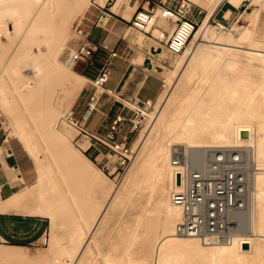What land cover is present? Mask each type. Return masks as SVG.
<instances>
[{
  "label": "bare ground",
  "instance_id": "bare-ground-1",
  "mask_svg": "<svg viewBox=\"0 0 264 264\" xmlns=\"http://www.w3.org/2000/svg\"><path fill=\"white\" fill-rule=\"evenodd\" d=\"M121 1L117 0L115 8ZM190 1L204 6L206 12L183 50L177 54L178 58H174L176 68L163 73L170 86L164 95L158 97L157 114L147 126L137 147L135 162L133 161L135 170L129 172L124 186L104 187V200L99 214L94 216L87 230L81 226L73 230L83 244L82 250L88 251L93 264L98 259L93 257L94 252L89 244L92 225L96 220L101 221L110 207L123 198L125 203L128 202L138 192H144L146 200L135 215L134 221L126 222L125 248L122 252L111 254V264H264V76L259 85L253 86L251 75L245 71H235V64L239 61L237 58L225 64L220 63L226 46L219 48L217 45L221 41L237 44L248 42L247 49L240 50L237 47V53L244 51L246 57L245 61H240L251 63L250 59L254 58L264 72V41L254 39L255 31L251 27L241 28L236 24L227 27L220 21L211 25L209 19L221 0ZM227 1L233 6H238L242 0ZM254 1L264 6V0ZM83 2L89 3L90 0H0L1 47H5V41L9 40L8 28L17 27L14 28L17 30L16 41H9L13 44V49L8 58L0 63V115L9 120L16 137L30 154L33 153L37 171L35 183L11 196L0 197V210L16 207L26 193L31 194L35 185L40 188L43 181L47 183L46 191L52 192L60 205H67L54 179L52 168L43 163L38 150L35 149L33 127L40 137L56 141L54 144L61 145L69 140L67 129L52 128L50 125L59 113L54 104L57 87L69 86L70 89L79 90L84 83L85 77L79 74L73 77L69 68L59 59L67 17ZM136 7L134 5L133 8ZM230 13V8L225 10L226 17ZM11 15L13 19L8 18ZM257 15V9L249 13L253 24ZM153 16L150 23L154 20ZM72 20L73 18L69 21V29ZM151 25H148L149 28ZM193 42L203 44V48L196 50L191 56ZM161 48V45L154 48L155 53L159 52L161 55ZM200 52L205 61H209L210 67L213 66L214 73L211 77L204 78L206 82L199 88L201 90L198 94L185 93L188 82L195 74V62ZM152 114L150 113L151 117ZM27 119L34 125L31 126ZM242 130L248 134L241 136ZM8 137L9 133L7 139ZM249 145L254 147L259 170L250 188V204L240 220L241 232L237 237L244 243L240 245L236 238L230 243L206 244L195 237L176 234L174 227L180 217V208L169 200L174 173L179 170V166L172 161L173 155L191 154L205 149L200 147ZM87 146L86 137L82 139L80 147L85 149ZM194 148L196 149L191 150ZM77 152L81 160L74 162L73 166L81 174L88 176L91 161L82 151ZM63 155L71 159L72 154L63 148ZM89 180L99 189L103 188L102 184L107 183L93 178ZM167 187L166 200L163 196ZM40 195L42 197V192ZM152 200L156 210L161 206L164 208V219L160 225L161 235L155 238L148 232L154 224L150 219L153 211L149 208ZM36 211L48 214L53 222L57 220L55 210L46 204ZM75 223L79 224L77 221ZM58 247L63 250L64 244L58 243ZM81 251H63L55 254L62 253L68 264H78L83 253ZM18 255L19 249L0 247V260H20L32 264L44 261L35 256Z\"/></svg>",
  "mask_w": 264,
  "mask_h": 264
},
{
  "label": "built area",
  "instance_id": "built-area-1",
  "mask_svg": "<svg viewBox=\"0 0 264 264\" xmlns=\"http://www.w3.org/2000/svg\"><path fill=\"white\" fill-rule=\"evenodd\" d=\"M138 1L130 18V26L162 43L172 55L179 54L198 26V22L190 15L191 4L186 0L171 5L163 0ZM112 2L106 0L101 5L93 0L90 10L75 16L71 21L73 46L69 48V53L74 64L90 61L99 48L106 50L108 55L96 76L90 80L92 90L82 106L79 110L74 108L65 112L62 120L75 129L79 136L94 139L107 149L98 162L100 169L105 175L120 179L126 174L133 158L131 138L150 116L154 102L150 99L141 101L132 108L130 116L118 112L101 136L93 134L86 127L90 116L100 111L99 101L110 77L111 59L117 56L116 50L108 49L104 41L96 44L89 38V27H102L107 23L112 13ZM157 10L162 18L171 23L170 31L157 26L159 32L153 34L149 28ZM172 158L173 163L179 166L169 193L170 202L180 208L175 233L183 237H195L206 244L230 243L238 239L240 220L250 204V188L259 170L254 147H210L191 154L176 153ZM3 185L0 183V192ZM49 241L50 236L46 233L32 240L29 246L46 247ZM238 242L240 245L244 243L242 239H238Z\"/></svg>",
  "mask_w": 264,
  "mask_h": 264
},
{
  "label": "rangeland",
  "instance_id": "rangeland-1",
  "mask_svg": "<svg viewBox=\"0 0 264 264\" xmlns=\"http://www.w3.org/2000/svg\"><path fill=\"white\" fill-rule=\"evenodd\" d=\"M104 1L105 0H96L95 2L103 3ZM114 1L115 0H113V2ZM153 1H157V0H153ZM163 1H166L168 5H171V4H176V2L180 0H163ZM186 1L191 4L190 15L193 16V18H195V20L198 22V25H199L203 15L206 12V9H204V6L203 7L198 6L190 0H186ZM92 2L93 0H90L89 3L88 2L81 3L80 6L72 10L69 16L67 17L68 22L66 21V25H65L66 30H65L64 38H63V48L61 49V52L59 54V59L64 65H66L69 68L73 77H76V75L80 73L79 68L83 67V64L82 63L74 64V62L71 60V57H70L69 48L73 46L72 44L73 36H72V33L70 32V29L68 28L69 21L71 18L74 19L75 16L81 15L85 11L90 10L92 7L91 6ZM139 2L140 1L136 3V0H131V3H132L131 8L130 7L128 8V11L131 13L128 16H126L124 13L123 15H125V17L130 19L135 9L133 8L134 5L136 7L137 4H139ZM228 8L231 9V13L228 17H225L224 11ZM256 9L258 11V15H257V19L255 20V24H253L250 20L249 13H252ZM158 16H160V12L157 10L153 16L154 20L152 21V23L158 18ZM8 18L13 19V16L11 15ZM160 20L164 21V18ZM217 21L224 23L227 27H232L231 25L238 24L239 26H241V28L251 27L254 29V31L256 28V31L258 33V39H262L264 41V6H261L260 3H257L254 0H242L238 6L231 5L227 0H221L220 3H218L213 14L211 15L209 19V23L211 25H216ZM154 24L156 23L154 22ZM129 26H130V23H129ZM15 27L16 26H10L8 28L7 39L9 38V40L5 41V39L3 38L5 41V47L0 46V63H2V61L8 58L9 54L11 53L13 49V44H10L9 41L11 43H14L16 41L15 34L17 30L14 29ZM13 29H14V32H13ZM151 29H153V27ZM152 31H153V34H157L156 30H152ZM129 32L131 33L130 36H132L135 41L137 39L138 41L137 43L139 44L146 43V45H149V44H152L153 46L161 45V47H163V49H161L162 54L157 58L156 61L159 65L162 66V67H159V70L162 71V79L165 84L164 86L161 87V92H160L159 97L161 95H164L170 86V82L167 79H165V76L163 73L165 71H172L176 68V63L174 62V58H178L176 57L177 55L174 56L171 53H169L162 43L157 42L154 38L149 37L148 34H145L144 32L135 30L132 27H129ZM94 36H98L97 31L94 32ZM241 44L243 46L244 45L249 46L248 42H244ZM235 57L238 60L239 59L244 60V61L246 60L244 51H242V57H240L238 54H236ZM250 61L251 63H245V62L238 61L235 64L234 69L237 71H240V70L245 71L246 74L251 75L252 82H254L253 86H256L255 84L259 85L262 82V77L264 76V72L262 68L257 65L258 62L256 59L251 58ZM212 67L213 66L210 67L209 64H204L203 67L200 66L199 68H196L195 70L196 72L194 71L195 74L193 75V78L187 84L185 93L188 92L190 94H194V93L198 94L201 90V89L199 90V88L202 85H204L206 82L204 78L211 77L213 75L214 71ZM80 90L81 88L79 90H76L75 88L70 89L69 86L65 88L57 87L56 89L57 97L54 98V104L57 107L59 113L57 117L53 120L52 125H50V127L67 129L69 133V140L66 143H63L61 145L54 144L56 143V141H53V139L48 140V139L40 137L36 129L33 127V132H34L33 139H34L35 149L38 150V154L42 158L43 163L45 165H49L52 168L54 179L59 185L63 193V196L65 197V201L67 203L66 206L60 205L56 201L55 195L52 192L46 191L47 183L44 181L43 186H42V191H41L42 197L44 199L43 204L44 205L46 204L55 210L58 223L61 224L60 228L62 227L61 228L62 231L60 233V237L62 241H58L55 243V241L52 240L49 246L40 247V248H34V247H31L30 249L29 248L27 249L13 248V249H19L18 256L25 254L28 256H35V257L44 259V261L40 264H68L67 258H65V256L62 253L55 254V252H63V251L69 252L73 250L80 252L82 250L83 244L77 239L76 233H74L73 230H75L76 227H80V226L83 227L85 230H87L89 226L92 224L93 218L94 216L99 214L98 211L104 200L103 199L104 189H105L104 187L115 186V185H121L122 187L125 185V181L127 180L126 177H128L129 172L133 169L135 170L134 158L137 153V149H138L137 147L141 141L143 134L145 133V130L147 129V126L151 123V121H153L155 114H157L156 110H158V107H159L158 99L154 100L153 101L154 107L152 108V111L150 112L151 114L153 113L152 117L149 116L147 120H145V122L143 123L141 129L133 134L131 141H130L132 144V149L134 151L133 158H132L129 168L126 171V174L122 178L118 179V178H114V176L109 177L105 175L100 169V164L97 163L96 161L91 162V166H89L90 174L86 176V175L81 174L79 171H77L73 166L74 162L76 161L80 162L81 160L80 156H78L77 154L78 153L77 151L80 150L83 152V150L80 148V143L82 142V139L86 137L79 136L75 129H73L67 123L62 121V115L65 112H69L70 110H73L77 106V103L80 99V94H79ZM130 105L132 107H135V104L133 103ZM27 120L29 121V119ZM29 122L31 126L34 125L31 121ZM1 133L4 138L9 133L10 137H15L19 140V138L16 137L9 120L3 117L2 115H0V134ZM39 137L41 139H39ZM63 148H65V150H67L69 153L72 154L71 159L63 155ZM200 148L208 149L210 147H200ZM195 149L196 148L191 149V150H195ZM27 153L31 156L33 161H35L36 163V159H34L35 157L33 153L30 154V152L28 151ZM83 153L86 156L88 155L85 152ZM106 153H107V150L104 151V154ZM89 178L99 180L102 183L103 181H107V183L102 184L103 188L99 189L95 184H92L90 182ZM163 197L167 200L168 187L166 188V191ZM145 200H146V194L144 192H141V193L138 192L136 195L134 194L133 197L130 198L129 201L126 203H125V198H123L115 206L110 207L107 210V212L103 215L100 223L104 219H106L103 222L104 226L107 227L106 234L101 235V232L99 229L93 237V246H91V237H90V242H89L91 251L93 250L92 252H94L93 257L98 259L97 260L98 264L99 263L100 264H105V263L111 264L110 263V260L112 259L111 254L114 252H122L124 250L125 248V224L126 222L134 221L135 215L140 210ZM131 201L133 203H131ZM149 208L153 211V213L150 216V219L152 222H154V224L151 225L148 232H149V235H151V237L155 238L156 236L158 237L161 235L160 225H161V221L164 219V208L163 206H161V207H158V210H156L157 207L154 204L153 200L149 204ZM83 212L84 214L82 215L81 213ZM74 218L77 220H75ZM75 221H77L79 224H76ZM92 228H93V225H92ZM58 243L64 244L63 250H61L58 247ZM2 248H5V247H2ZM81 252L83 253L80 257L78 264H93L90 255L87 253L88 251L84 249ZM97 261L95 264H97ZM0 264H32V263L21 262L20 260L8 261V260L1 259Z\"/></svg>",
  "mask_w": 264,
  "mask_h": 264
},
{
  "label": "crops",
  "instance_id": "crops-1",
  "mask_svg": "<svg viewBox=\"0 0 264 264\" xmlns=\"http://www.w3.org/2000/svg\"><path fill=\"white\" fill-rule=\"evenodd\" d=\"M116 2L117 0H115L113 6H111L110 9L112 13L104 26L89 27V38L94 43L99 44L104 41L108 45V49H115L117 52V56L111 59L110 77L100 97V111L94 112L86 121L87 129L97 136H101L105 133L111 119L118 112L130 116L132 108H134L130 104L133 103L137 106L145 99L157 100L161 92L163 81L162 71L159 70V67L162 66L156 61L160 56L159 52L155 53L151 51V48H156L160 45L153 46L152 44L146 45V43H137V39L135 41L133 37L130 36V19L125 17V15L128 16L131 13L128 11V8H131V0H122L115 8ZM164 2L166 3V1ZM97 3L102 4L100 2ZM123 13L125 15H123ZM160 19H162L161 16H158L154 21L156 24H154V22L152 23V25H154H151L150 28L153 27L151 31H158L159 28H157V26L170 31L172 28L171 23L165 19L164 21ZM236 25L239 26L238 24ZM96 31L98 32V36H94V32ZM254 39H258L256 28ZM223 42L224 41L217 43L219 48L226 46L227 52L225 51L224 57L221 58L220 62L222 64L233 61L234 58H236V54L242 57V52L237 53L238 48L244 50L249 47L233 42ZM202 48L203 44H195L193 42L191 46L192 50H190L191 56L196 50ZM161 49H163V47ZM107 55L108 52L106 50L99 48L90 61L78 62V64H83V67L79 68V74L85 77V80L79 92L80 99L75 107L76 110H79L87 94L92 90L89 82L96 76L100 66L106 60ZM146 58H149L150 65L145 62ZM206 63L209 64V61H205V58L201 56L200 52L195 65L199 68ZM88 140V146L85 149L80 148L86 150L85 153L88 154L87 156L91 162L96 161L98 163L105 155L104 151L107 149L94 139ZM98 149H100V151ZM36 179V163L27 153L22 143L15 137H8L7 139L6 136L4 138L1 133L0 183H4V185L1 188L0 197L5 198L11 196L24 187L35 183ZM43 183L44 181L40 184V188H38V185H35L31 194L26 193V196L21 199L17 205L18 207L16 206L17 208L11 207L7 210H0L1 247L30 249L29 243L46 233L50 236V242L52 240L55 241V243L62 241L60 237L62 231L60 228L61 224L58 223V220L53 222L48 214L36 211L43 205V198L40 195ZM105 220L106 219L100 223L99 219L95 222L96 225H93L90 234L91 246H93V237L99 229L101 235L106 234L107 227L103 224Z\"/></svg>",
  "mask_w": 264,
  "mask_h": 264
},
{
  "label": "water",
  "instance_id": "water-1",
  "mask_svg": "<svg viewBox=\"0 0 264 264\" xmlns=\"http://www.w3.org/2000/svg\"><path fill=\"white\" fill-rule=\"evenodd\" d=\"M151 51H152V52H155L154 48H151ZM145 62H147V63L150 65L149 58H146ZM240 134H241V136H246L248 133H247L245 130H242V131L240 132ZM244 245H246V244H244Z\"/></svg>",
  "mask_w": 264,
  "mask_h": 264
}]
</instances>
